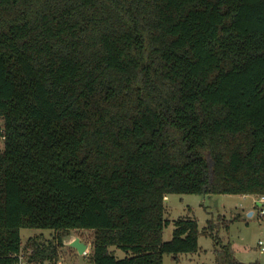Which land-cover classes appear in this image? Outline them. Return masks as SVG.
I'll return each instance as SVG.
<instances>
[{"label":"trees","instance_id":"trees-1","mask_svg":"<svg viewBox=\"0 0 264 264\" xmlns=\"http://www.w3.org/2000/svg\"><path fill=\"white\" fill-rule=\"evenodd\" d=\"M0 115V264L23 228L92 229L93 264H164L203 234L204 264H264L211 219L164 240L170 194H264V0H0Z\"/></svg>","mask_w":264,"mask_h":264},{"label":"rangeland","instance_id":"rangeland-1","mask_svg":"<svg viewBox=\"0 0 264 264\" xmlns=\"http://www.w3.org/2000/svg\"><path fill=\"white\" fill-rule=\"evenodd\" d=\"M246 202L253 203V198L243 199L241 195L234 194H170L166 198V219L169 223L165 227L164 240L169 241L173 238L175 230V221L181 218L196 219L199 222L200 230L208 226V220L211 219L213 227L216 229V237L221 243L232 241L237 256L241 261L250 262L260 259L264 262V252L261 250L259 240L264 241V217L258 214V207L254 204L253 215H249L247 209L241 206ZM241 214L240 218L238 214ZM222 214H226L225 216ZM234 219L233 221L231 219ZM232 221V223H231ZM230 224L229 228L226 227ZM229 231V232H228ZM228 232V233H227ZM22 236V254L26 256L28 264H37L29 262L31 250L25 248L30 238H37L42 243L56 242L59 251L58 264H93L91 261V247L94 231L92 229H72L63 234L61 231L44 228H23ZM61 236V241L59 239ZM74 236H79L83 242H86L88 254H80L76 248L71 245ZM75 240V239H74ZM62 242V243H61ZM200 251L193 254H181L176 258L173 254L166 253L164 264H203L214 263L216 253L214 247V237L212 235L200 236ZM118 258H124L127 253L122 249L114 247ZM44 264H56V262L46 261Z\"/></svg>","mask_w":264,"mask_h":264},{"label":"built area","instance_id":"built-area-1","mask_svg":"<svg viewBox=\"0 0 264 264\" xmlns=\"http://www.w3.org/2000/svg\"><path fill=\"white\" fill-rule=\"evenodd\" d=\"M6 127L4 125L3 119L0 115V152H2L5 149V143H6ZM256 207L258 206L259 211L258 214L260 217H264V194L257 196L255 200ZM259 245L261 246V250L264 252V241L259 240ZM84 254H88V249L85 251ZM26 256L24 254H19V261L17 264H28L26 262Z\"/></svg>","mask_w":264,"mask_h":264},{"label":"crops","instance_id":"crops-1","mask_svg":"<svg viewBox=\"0 0 264 264\" xmlns=\"http://www.w3.org/2000/svg\"><path fill=\"white\" fill-rule=\"evenodd\" d=\"M242 197H243V199H245V200H247V199H249V198H253V203L250 205V204H247L246 202H244V201H241V203H244V205L243 206H241L243 209L245 208V209H247L248 210V212H249V215H253V213H255V212H253V210H254V208H256L255 206H254V204H255V200H256V197L257 196H254V195H241ZM258 207V206H257ZM259 210V209H258ZM222 215H226V214H222ZM240 216H241V214L239 213L238 214V217H235L236 219H238V218H240ZM232 221L234 220L233 218L231 219ZM232 221H231V223H232ZM230 223V224H231ZM230 229V228H229ZM229 232V231H228ZM227 232V233H228ZM77 237H79V236H74V238L72 239V240H74L75 238H77ZM229 242H232V241H229ZM88 247H89V245H88ZM91 247H93V245H91ZM189 254H193V253H189ZM29 259V262H32V260L30 259V258H28ZM59 263V262H58ZM204 264V263H203Z\"/></svg>","mask_w":264,"mask_h":264},{"label":"water","instance_id":"water-1","mask_svg":"<svg viewBox=\"0 0 264 264\" xmlns=\"http://www.w3.org/2000/svg\"><path fill=\"white\" fill-rule=\"evenodd\" d=\"M71 245L76 248L80 254H84L88 249V244L83 242L80 237L75 238V240L71 242Z\"/></svg>","mask_w":264,"mask_h":264}]
</instances>
